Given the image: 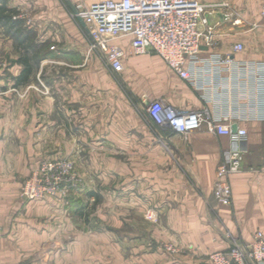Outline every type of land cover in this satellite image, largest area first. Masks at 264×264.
Here are the masks:
<instances>
[{"label": "crops", "instance_id": "obj_1", "mask_svg": "<svg viewBox=\"0 0 264 264\" xmlns=\"http://www.w3.org/2000/svg\"><path fill=\"white\" fill-rule=\"evenodd\" d=\"M81 1L5 2L31 11L37 31L50 22L56 29L38 35L35 42L42 48L36 65L31 60L27 83L18 78L21 58L30 55L0 34V264H94V249L107 252L109 235L94 234L87 217V206L97 197L92 191L77 185L65 197L27 201L21 195L43 159L83 150L100 155L88 169L104 170L102 179L113 170L120 180V264H208L209 256L227 250L234 238L252 243L264 233V121L240 123L248 130L247 151L242 170L231 177L233 201L227 206L218 202L214 188L229 137L206 128L187 140L173 132L162 135L146 109L160 99L179 109L233 111L239 90L247 85L249 91L254 76L203 65L197 70L206 81H201L203 97L153 53L126 57L116 73L70 15V5ZM199 1L227 2L231 12L229 18L209 16L219 45L203 49V58L218 54L264 63V0ZM237 43L244 49L234 53ZM50 73L52 80L45 76ZM226 88L233 97L225 101Z\"/></svg>", "mask_w": 264, "mask_h": 264}, {"label": "built area", "instance_id": "obj_2", "mask_svg": "<svg viewBox=\"0 0 264 264\" xmlns=\"http://www.w3.org/2000/svg\"><path fill=\"white\" fill-rule=\"evenodd\" d=\"M218 13L229 18L230 4H206L199 0H99L91 3L84 0L70 5V15L88 37L91 47L99 50L116 73L123 71L126 57L153 53L174 73L202 91L203 97L206 87L197 74L203 65L233 67L239 70V75L249 71L254 76L249 91L247 85L239 90L238 105L233 111L209 107L179 109L160 99L149 102L146 109L149 122L162 135L173 132L187 140L193 132L206 128L211 133L229 137L230 147L222 155L214 188L218 202L229 206L233 201L231 177L242 170L247 151L248 130L240 123L264 121V63H243L230 55L216 54L211 59L201 56L203 49L219 45L216 28L209 21L210 15ZM261 15L264 16V7ZM243 49L242 43L233 46L234 53ZM223 96L226 101L233 93L226 88ZM235 125L236 131L233 130ZM77 184L74 161L46 158L25 180L21 195L27 201L65 197ZM166 249L175 251L172 245H166ZM208 260V264H263L264 233L252 243L234 238L227 250L212 253Z\"/></svg>", "mask_w": 264, "mask_h": 264}, {"label": "rangeland", "instance_id": "obj_3", "mask_svg": "<svg viewBox=\"0 0 264 264\" xmlns=\"http://www.w3.org/2000/svg\"><path fill=\"white\" fill-rule=\"evenodd\" d=\"M13 9L15 11L10 13L12 14V21H7V19L0 20V34L10 36L14 41L15 50L21 53H28L34 65H36L37 51L42 48L37 46L35 42L38 40V35L47 36L49 33L53 35L56 28L50 22L42 31H37L36 21L30 13L31 11L18 8ZM14 21L15 23H13ZM55 43L50 37L47 45L49 44L51 47ZM51 49L53 50L52 47ZM43 76L44 74L40 76L41 81H43ZM45 76H48L52 80V73ZM111 157L120 161V155H112ZM55 159L74 161L78 173L77 185H82L81 189L86 192L92 191L97 195L87 206V217L91 221L94 234L109 235V249L103 255L99 250L94 249L93 257L96 258V260L94 259L96 261L94 264H120V180L118 184V175L112 170V172L102 179L101 174L104 170L88 169V165L92 163L93 159L99 161L100 155H91L86 153L85 150L75 155H63Z\"/></svg>", "mask_w": 264, "mask_h": 264}, {"label": "trees", "instance_id": "obj_4", "mask_svg": "<svg viewBox=\"0 0 264 264\" xmlns=\"http://www.w3.org/2000/svg\"><path fill=\"white\" fill-rule=\"evenodd\" d=\"M6 0H3V3L0 4V20L7 19V21H12V14L15 11L13 8H8L5 4ZM15 23V21L13 22ZM21 62L24 66V69L18 78L19 82L27 83L30 80V76L32 74L33 68L31 64V59L29 56H24L21 58ZM94 194V193H93Z\"/></svg>", "mask_w": 264, "mask_h": 264}, {"label": "water", "instance_id": "obj_5", "mask_svg": "<svg viewBox=\"0 0 264 264\" xmlns=\"http://www.w3.org/2000/svg\"><path fill=\"white\" fill-rule=\"evenodd\" d=\"M73 9H74V8H73ZM82 24L84 25L83 22H82ZM236 129H237V126L235 125V126L233 127V130L236 131Z\"/></svg>", "mask_w": 264, "mask_h": 264}]
</instances>
